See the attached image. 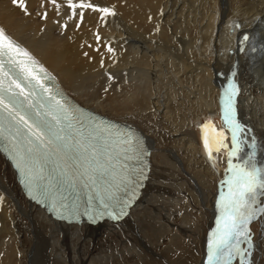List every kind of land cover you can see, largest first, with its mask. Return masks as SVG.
Instances as JSON below:
<instances>
[{"label": "bare ground", "instance_id": "6f19581e", "mask_svg": "<svg viewBox=\"0 0 264 264\" xmlns=\"http://www.w3.org/2000/svg\"><path fill=\"white\" fill-rule=\"evenodd\" d=\"M72 4L77 7L68 0L57 6L27 0L26 15L12 0H0V28L79 104L137 128L150 147L151 178L119 223L117 250L96 260L208 264L209 238L221 216L217 202L230 176L225 112L233 89L235 120L246 133L238 134L244 143L233 164L254 150L256 166L264 167V0ZM221 131L227 147L218 143ZM253 138L255 149L248 147ZM75 226L27 200L0 155V264H26L29 257L34 264H87L88 245L104 234L112 238L113 230L108 224ZM249 228L247 264H264V215ZM192 230L193 238H183ZM239 246L248 243L242 239ZM231 264H240L239 257Z\"/></svg>", "mask_w": 264, "mask_h": 264}, {"label": "snow or ice", "instance_id": "6c2138e0", "mask_svg": "<svg viewBox=\"0 0 264 264\" xmlns=\"http://www.w3.org/2000/svg\"><path fill=\"white\" fill-rule=\"evenodd\" d=\"M49 2L57 6V0ZM68 2L70 7H77L72 0ZM12 3L26 15L30 14L27 0H12ZM101 11L107 13L108 9ZM41 17L46 18V14L41 13ZM19 56L27 59H18ZM36 63L0 28V138L8 142L9 151L17 167L26 175L29 186L35 184L39 189L41 182L47 181L43 193L57 214L61 210L80 214L77 207L66 202V197L56 194L57 185L73 189L82 186L88 190L83 214L89 220L95 222L105 216L120 219L135 196L137 177L144 175L143 169L134 171L127 163L140 158L138 142L130 134L97 123L90 115L85 117L83 112L61 103L56 94L45 98L44 93L49 89L39 82L29 67ZM44 75L48 76V73L44 72ZM49 79L52 78L49 76ZM22 84L27 86V93ZM34 95L39 99L34 100ZM232 95H235V89L229 95L225 112V121L231 125L232 145L227 161L230 176L224 182L228 192L222 193L217 202L221 216L216 231L209 238L208 264H231L237 257L240 264H247L251 255L249 225L258 215H264V206H260L259 199L264 197V167L256 166L255 151L238 157L240 162L233 164L232 157L242 151L241 144L244 143L238 134L243 137L246 133L235 120ZM5 120L7 128L4 127ZM217 136L220 146L227 147L224 132H218ZM205 146L208 147L207 139ZM248 147L255 149L254 138ZM242 239L248 243L247 248L239 246Z\"/></svg>", "mask_w": 264, "mask_h": 264}, {"label": "rangeland", "instance_id": "374dc122", "mask_svg": "<svg viewBox=\"0 0 264 264\" xmlns=\"http://www.w3.org/2000/svg\"><path fill=\"white\" fill-rule=\"evenodd\" d=\"M152 170H153V167H152ZM151 178V176H150ZM119 227H123L122 224H116V225H111L109 229H112L113 230V233L115 234H111V237L110 239L106 238L105 234L104 236L100 239L97 240V244L94 245V247L92 245H88V247L86 248V250L84 251V253L86 254L85 255V259H87V264H90L89 262H91L93 259H95L96 262H100V264H103V261H97L96 259H98L99 257L103 258L102 256H104V258H109L107 256V252L110 251V252H113L114 250H117V246L115 247L116 244H119V239L121 238H118L117 234L121 233V231H119L117 228ZM76 227H79V226H75ZM117 232V233H116ZM196 234V231L192 230L190 231L189 233H185L183 238H193ZM126 235H131L129 233H127ZM125 237H123L124 239ZM101 241V242H100ZM99 242V243H98ZM114 242V243H113ZM111 246V247H110ZM114 246V247H113ZM108 247V248H107ZM120 247V246H119ZM111 248V249H110ZM106 249V250H105ZM109 249V250H108ZM104 251V252H103ZM103 253V254H102ZM102 255V256H101ZM87 256V257H86ZM107 256V257H106ZM29 260H26V264H34V260L31 259V257L28 258ZM33 260V261H32ZM89 260V261H88ZM30 262V263H29ZM37 264V263H36ZM99 264V263H98ZM188 264H192V263H188Z\"/></svg>", "mask_w": 264, "mask_h": 264}]
</instances>
